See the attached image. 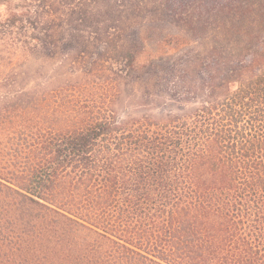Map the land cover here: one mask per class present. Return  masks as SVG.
<instances>
[{
	"label": "trees",
	"instance_id": "16d2710c",
	"mask_svg": "<svg viewBox=\"0 0 264 264\" xmlns=\"http://www.w3.org/2000/svg\"><path fill=\"white\" fill-rule=\"evenodd\" d=\"M55 21L73 40L125 35L114 52L135 54L108 103L71 121L23 122L32 96L8 99L0 264H264V53H213L206 68L144 53L171 29L243 51L264 0H7L0 15L51 39L40 25Z\"/></svg>",
	"mask_w": 264,
	"mask_h": 264
},
{
	"label": "rangeland",
	"instance_id": "374dc122",
	"mask_svg": "<svg viewBox=\"0 0 264 264\" xmlns=\"http://www.w3.org/2000/svg\"><path fill=\"white\" fill-rule=\"evenodd\" d=\"M6 1L0 0V15ZM40 27L48 29L53 35L52 39L28 30L30 27L27 24L13 27L0 24V115H4L8 99L21 94L31 95L35 101L30 113L22 118L23 122L37 119L71 121L78 117L77 111L80 109L103 107L108 103L110 99L107 94L116 90L121 82L118 79L120 72L116 74L120 66L116 63L122 57L135 54L114 52L113 47L121 45L125 35L122 38L114 36V42L97 41L102 36L89 39L87 35L88 39H78L87 46L86 52L77 53L73 48L79 45L77 39L73 40L76 33L67 24L62 26L55 21ZM33 32L41 40L33 43L30 39ZM169 34L174 35L173 38L163 43L148 42L144 53L196 57L204 60V64L200 62L198 68L208 67L207 58L211 59L213 53H264V31L258 42L248 41L243 51L233 40H222L216 30L200 38L184 30L171 29ZM245 40H249V37ZM124 47L128 49L130 45L124 44ZM173 66V63L160 65L158 69ZM128 70L129 67H126L125 71ZM126 82L131 83L130 80ZM127 90H130V86ZM135 101H127V105ZM112 103L118 105L115 98H112ZM118 114L122 115V112L118 111Z\"/></svg>",
	"mask_w": 264,
	"mask_h": 264
}]
</instances>
